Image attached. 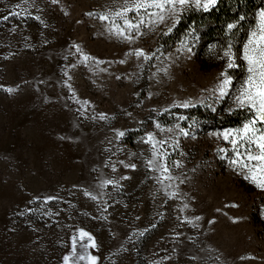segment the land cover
I'll list each match as a JSON object with an SVG mask.
<instances>
[{
	"label": "rangeland",
	"instance_id": "1",
	"mask_svg": "<svg viewBox=\"0 0 264 264\" xmlns=\"http://www.w3.org/2000/svg\"><path fill=\"white\" fill-rule=\"evenodd\" d=\"M124 3L0 0V264H264V188L222 135L255 115L234 97L264 6L239 70L233 40L205 48L193 26L167 39L172 19L126 29L132 41L109 31L126 26L100 15ZM196 107L248 117L215 127Z\"/></svg>",
	"mask_w": 264,
	"mask_h": 264
},
{
	"label": "snow or ice",
	"instance_id": "2",
	"mask_svg": "<svg viewBox=\"0 0 264 264\" xmlns=\"http://www.w3.org/2000/svg\"><path fill=\"white\" fill-rule=\"evenodd\" d=\"M57 2V0H53ZM217 4V0H133L132 3H128V0H125V3L120 6L121 10L119 11H109L108 14H101V20H110L112 17L122 18L123 25L126 27H121L115 23V20H112L111 27L109 31H112L114 28L118 36L125 37L129 41L134 39V36L128 34L126 29H134L136 32H139L142 24L149 25H158L164 23L167 19H172L173 26L180 22V15L182 12L191 9H203L204 11L209 10L211 7H214ZM154 9L155 11H149ZM141 10L144 11L145 16H139ZM135 11L139 18L136 22L128 19L127 13ZM92 15V13H89ZM7 17H5L6 19ZM243 19V17H241ZM236 27L234 24H229L228 28L232 29ZM172 29L169 28L170 32ZM79 51V48L77 47ZM191 51V49H189ZM137 56H144L145 59H150L151 56L144 53V51L137 50L135 52ZM154 55V54H153ZM224 56L228 57V68H234L237 65L235 64V54L231 51V45L228 46V50L225 51ZM85 60H88V57H84ZM243 59L247 62V77L241 83L240 87L237 89L238 95L234 97V101L237 107H248L254 110V118L248 120L243 126L239 129L226 130L222 135L224 139H231L233 145V150L236 152V159L232 160L231 163L237 165L241 169H247L250 173V178L253 182L258 183L261 188H264V8L260 9L258 16V24L254 30L248 36L247 43L244 45ZM125 61H121L124 63ZM220 83L216 88L212 90L215 93L219 91L220 96L228 95V89L232 85V79L225 71L221 73ZM9 93L13 92L14 89L8 88ZM182 107L191 106V102H183ZM215 110V109H213ZM261 126L258 127L257 125ZM159 127V125H157ZM182 135H188L187 132H184L181 129ZM121 136L124 133H120ZM219 135V134H218ZM149 140L152 141L153 137L149 134ZM239 145H244L245 151L242 154L239 151ZM255 148V154L252 149ZM221 151H226L221 149ZM247 161H256L258 163L249 165ZM152 161H149L151 164ZM134 167V165H133ZM167 171V169H165ZM246 179L249 177H245ZM81 238L88 235L81 230ZM95 246L94 242L93 245ZM85 257H80L84 259ZM91 264H96V257H88ZM69 260L68 257H65V261Z\"/></svg>",
	"mask_w": 264,
	"mask_h": 264
},
{
	"label": "trees",
	"instance_id": "3",
	"mask_svg": "<svg viewBox=\"0 0 264 264\" xmlns=\"http://www.w3.org/2000/svg\"><path fill=\"white\" fill-rule=\"evenodd\" d=\"M263 6L264 0H218L217 4L207 11L190 9L183 13L177 27L166 38L179 37L193 26L199 29L202 46H206L205 48L209 44L227 45L229 40H233L239 70H244L245 63L241 58L242 46L249 30L256 23L257 11ZM233 22H237V26L229 31L228 25ZM188 111L200 115L204 120H211L215 127L239 125L248 117L245 109H237L223 116H218L208 108L202 107L191 108Z\"/></svg>",
	"mask_w": 264,
	"mask_h": 264
}]
</instances>
